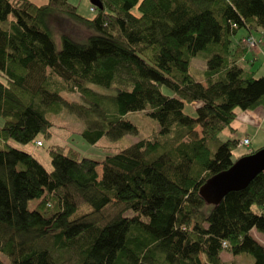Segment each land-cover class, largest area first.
Instances as JSON below:
<instances>
[{
    "label": "trees",
    "instance_id": "obj_1",
    "mask_svg": "<svg viewBox=\"0 0 264 264\" xmlns=\"http://www.w3.org/2000/svg\"><path fill=\"white\" fill-rule=\"evenodd\" d=\"M100 1L85 18L70 0H0V262L234 264L228 253L264 264L253 234L264 239V171L218 206L200 195L235 161L239 142L221 134L264 108V77L239 63L249 47L233 44L264 30V0ZM56 14L88 38L56 30ZM55 108L87 124L91 146L138 135L130 113L160 128L102 161L50 148L48 171L25 147L52 137Z\"/></svg>",
    "mask_w": 264,
    "mask_h": 264
},
{
    "label": "rangeland",
    "instance_id": "obj_2",
    "mask_svg": "<svg viewBox=\"0 0 264 264\" xmlns=\"http://www.w3.org/2000/svg\"><path fill=\"white\" fill-rule=\"evenodd\" d=\"M35 4L41 5L46 2V0H30ZM71 3L77 6L78 14L85 18H92L95 15L93 11V5L90 0H70ZM57 15V14H56ZM59 15V16H58ZM57 16L52 15L50 20L52 24L56 25V30L67 32L71 37L75 38L78 41H85L89 34L84 35L83 40L77 38L82 35L83 26L75 22L72 18H69L65 15L58 14ZM81 31V32H80ZM77 35V36H76ZM254 36V35H252ZM243 44V43H242ZM244 45V44H243ZM246 46V45H245ZM259 46V44H258ZM257 46L254 45L251 49H255ZM250 49V48H249ZM250 49V50H251ZM199 55L196 58H193L191 61V72L196 78H201L202 73L207 67L206 60ZM249 59V58H248ZM253 62L249 61H241L242 66L251 72H254L255 76L259 77L264 75V56L258 57ZM253 63V64H252ZM101 90V94L107 93V90ZM69 99H74L76 101L80 100L79 96H71L66 95ZM198 104L188 105L186 106V111L191 115H195L196 107ZM47 118L53 123V127L51 128L52 137L50 139L47 138H39L41 143L38 144H30L26 146V150L32 152L37 159L44 165V167L50 171L51 167V158L49 154L50 148H55L56 146H60L65 148L66 151L70 148L78 151V153L83 157H89L97 161H102L106 156L113 155L124 151L130 145L135 144L143 139H147L153 137L156 132L159 131V124L146 115V112H136L130 113L127 115V118L135 124L139 130L138 135H127L123 138L112 141L108 137L102 138L96 146H91L82 138L81 133L87 127V124L74 113L70 112L66 108H62L60 110H49L46 112ZM2 120L0 119V124ZM234 125V124H233ZM200 132V131H199ZM239 131L236 129L232 131V128L226 129L222 134V140H235L238 141L239 144L233 149V159L236 161L238 158L243 157L248 152L252 151L251 141L249 146H241L240 141L243 138V134L239 135ZM263 137V136H262ZM250 139V138H249ZM240 140V141H239ZM259 142V138L253 142V145ZM15 145L14 142L11 143ZM98 172L100 175L102 174V167H98ZM36 205L35 201L29 203V208L33 209ZM254 236L257 238L259 242L264 243V239L261 235L253 232ZM223 260L226 263H234V264H254V260L249 256H238L233 257L232 255L226 253L223 255Z\"/></svg>",
    "mask_w": 264,
    "mask_h": 264
},
{
    "label": "water",
    "instance_id": "obj_3",
    "mask_svg": "<svg viewBox=\"0 0 264 264\" xmlns=\"http://www.w3.org/2000/svg\"><path fill=\"white\" fill-rule=\"evenodd\" d=\"M90 2L94 7L103 9L100 0ZM263 171L264 148L237 159L228 170L209 178L200 188V195L207 204L218 206L229 192L247 188Z\"/></svg>",
    "mask_w": 264,
    "mask_h": 264
},
{
    "label": "crops",
    "instance_id": "obj_4",
    "mask_svg": "<svg viewBox=\"0 0 264 264\" xmlns=\"http://www.w3.org/2000/svg\"><path fill=\"white\" fill-rule=\"evenodd\" d=\"M250 34L254 35V37L258 40L259 46L257 44V47L255 49L250 48L251 50L248 48V52L241 58L239 63L241 61H249L250 63L253 62L252 60L255 61L258 57L264 56V30L260 28L252 29L250 33L245 30L239 31L233 41L234 46L241 43V40ZM259 77H264V75ZM233 124L232 131L237 129L240 132L239 135H244L242 139L250 138V147L252 146L251 152H256L264 148V108L258 107L252 111L239 112V115ZM258 138L259 142H256L253 145V142H255Z\"/></svg>",
    "mask_w": 264,
    "mask_h": 264
},
{
    "label": "bare ground",
    "instance_id": "obj_5",
    "mask_svg": "<svg viewBox=\"0 0 264 264\" xmlns=\"http://www.w3.org/2000/svg\"><path fill=\"white\" fill-rule=\"evenodd\" d=\"M249 40H253L254 42L252 43V44H250V42H249ZM241 42L243 43V44H245V45H247L249 48H251V47H253L254 45H257L258 44V40L254 37V36H252V35H249L248 37H244L242 40H241ZM245 139H248L249 140V145H250V139L249 138H244V139H242L241 141H240V145L241 146H245V145H243V141L245 140ZM39 143V142H38ZM37 143V144H38ZM41 143V142H40ZM42 144V143H41ZM248 145V146H249Z\"/></svg>",
    "mask_w": 264,
    "mask_h": 264
},
{
    "label": "built area",
    "instance_id": "obj_6",
    "mask_svg": "<svg viewBox=\"0 0 264 264\" xmlns=\"http://www.w3.org/2000/svg\"><path fill=\"white\" fill-rule=\"evenodd\" d=\"M249 42H250V44H252L254 41L253 40H249ZM243 145L248 146L249 145V140L248 139H245L243 141Z\"/></svg>",
    "mask_w": 264,
    "mask_h": 264
}]
</instances>
